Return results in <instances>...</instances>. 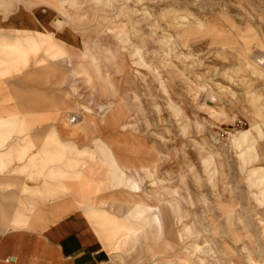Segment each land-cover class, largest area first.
<instances>
[{
    "label": "rangeland",
    "instance_id": "rangeland-1",
    "mask_svg": "<svg viewBox=\"0 0 264 264\" xmlns=\"http://www.w3.org/2000/svg\"><path fill=\"white\" fill-rule=\"evenodd\" d=\"M59 2L80 51L18 40L1 73L76 63L67 78L90 97L75 123L108 133L146 201L122 225L102 215L121 235L111 249L131 264H264V0Z\"/></svg>",
    "mask_w": 264,
    "mask_h": 264
},
{
    "label": "crops",
    "instance_id": "crops-1",
    "mask_svg": "<svg viewBox=\"0 0 264 264\" xmlns=\"http://www.w3.org/2000/svg\"><path fill=\"white\" fill-rule=\"evenodd\" d=\"M58 4L0 0V47L18 40L25 45L42 34L71 55L80 51L83 35L60 26ZM20 65L26 66L21 75L4 77L1 71L9 66L0 63V264L140 261L137 253L131 257L111 249L120 246L121 235L113 236L114 227L103 226L101 217L122 225L135 206L146 202L144 193L131 189L133 168L123 166L108 133L91 127L85 116L78 124L72 121L81 118L72 110L90 97L79 81L74 93L77 85L67 78L76 63Z\"/></svg>",
    "mask_w": 264,
    "mask_h": 264
},
{
    "label": "built area",
    "instance_id": "built-area-1",
    "mask_svg": "<svg viewBox=\"0 0 264 264\" xmlns=\"http://www.w3.org/2000/svg\"><path fill=\"white\" fill-rule=\"evenodd\" d=\"M75 120H76L75 118L72 119V121H75Z\"/></svg>",
    "mask_w": 264,
    "mask_h": 264
}]
</instances>
